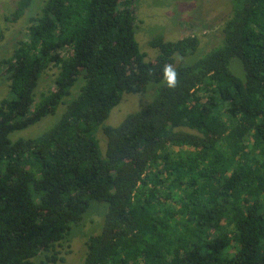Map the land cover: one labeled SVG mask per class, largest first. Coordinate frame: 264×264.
I'll use <instances>...</instances> for the list:
<instances>
[{"label":"trees","instance_id":"obj_1","mask_svg":"<svg viewBox=\"0 0 264 264\" xmlns=\"http://www.w3.org/2000/svg\"><path fill=\"white\" fill-rule=\"evenodd\" d=\"M138 1L45 0L0 61L9 94L0 101V264H64L55 246L91 200L107 205L82 264H264V0H230L220 45L191 63L175 61L196 50L188 35L154 36L157 55L145 60ZM29 4L18 0L11 19ZM163 65L176 70L172 88ZM49 69L52 87L36 98ZM148 85L143 109L104 124L124 94ZM60 104L42 135L11 138Z\"/></svg>","mask_w":264,"mask_h":264},{"label":"rangeland","instance_id":"obj_2","mask_svg":"<svg viewBox=\"0 0 264 264\" xmlns=\"http://www.w3.org/2000/svg\"><path fill=\"white\" fill-rule=\"evenodd\" d=\"M17 1L0 0V61L10 57L18 41L25 38L29 17L39 12L45 0H30L23 14L13 21L11 14L15 10ZM230 4V0H139L134 11V34L140 51L145 54V60L152 61L157 55V50L149 44L156 35H161L165 41H176L187 35L198 39L196 50L184 58L175 56L176 62L191 63L208 50L220 45L221 27L230 13ZM229 68L236 76L243 79L244 72L238 59H232ZM54 75V69L42 74L34 91L36 98L41 92L51 89ZM76 85L71 88L65 102L75 97ZM150 85L142 94H124L120 103L111 109L104 124L116 126L127 114L143 109L152 98L154 86ZM7 95H9L8 83L3 69H0V101ZM64 110L65 105L60 104L54 114L43 117L27 129L13 132L11 138H34L42 135L57 123ZM96 137L103 154L105 137L100 129L97 130ZM106 205L105 202L91 200L81 221L71 224L66 238L55 246L57 257L62 258L64 264L83 263L86 242L90 235L100 231ZM33 259L42 261L44 255L40 254Z\"/></svg>","mask_w":264,"mask_h":264},{"label":"clouds","instance_id":"obj_3","mask_svg":"<svg viewBox=\"0 0 264 264\" xmlns=\"http://www.w3.org/2000/svg\"><path fill=\"white\" fill-rule=\"evenodd\" d=\"M160 75L163 85L172 88L176 84V70L171 65H163L160 68Z\"/></svg>","mask_w":264,"mask_h":264}]
</instances>
